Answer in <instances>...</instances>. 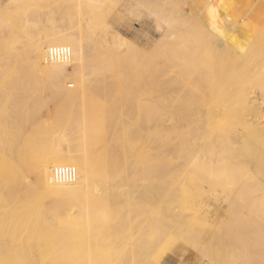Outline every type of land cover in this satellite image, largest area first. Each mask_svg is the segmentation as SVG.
Here are the masks:
<instances>
[{
    "label": "bare ground",
    "instance_id": "bare-ground-1",
    "mask_svg": "<svg viewBox=\"0 0 264 264\" xmlns=\"http://www.w3.org/2000/svg\"><path fill=\"white\" fill-rule=\"evenodd\" d=\"M17 2L0 0V22L11 25L8 37L0 29V264L135 260L142 228L158 226L184 229L194 264H230L222 199L264 192V0L241 1L235 13L211 0H165L148 13L164 47L163 66L151 59L158 69L148 74L142 50L84 6L92 45L75 31L23 36ZM59 46L71 59L50 62ZM68 76L77 90L63 83ZM257 81L261 89L250 87ZM257 163L259 181L239 184L236 174ZM62 166L76 169L74 183L52 179ZM192 204L207 213L196 229ZM242 212L260 223L252 243L236 223L249 248L238 264H264V250L254 252L264 249V196Z\"/></svg>",
    "mask_w": 264,
    "mask_h": 264
},
{
    "label": "rangeland",
    "instance_id": "rangeland-1",
    "mask_svg": "<svg viewBox=\"0 0 264 264\" xmlns=\"http://www.w3.org/2000/svg\"><path fill=\"white\" fill-rule=\"evenodd\" d=\"M108 1H110L109 4L107 3ZM118 1L119 2H117V0L116 1L115 0L114 1L113 0H105V1L103 0H94V1L93 0H18L17 5L22 9L21 10L22 13L19 19L20 33L23 36H26L27 38L36 39L44 31L48 32L49 30L52 29L58 31L64 30L68 32L75 31L79 33L81 37L84 38V43L86 45H92L94 42V38L91 35H87V33L84 30L82 31L81 8H80V5H82V7L84 6L89 10V12L91 11V13L97 16L101 24L112 28L116 26L122 40H125L127 43L134 45V47L135 46L139 47V50L140 51L142 50L141 51L142 53L137 52L136 56L140 57V63L143 64L145 63L146 67L145 66L143 67L145 70L144 72H147V74L153 72L154 70L158 69L156 67L163 58L164 47L163 44L160 43L161 31L157 28V25H155L156 17H151L149 14L154 10L160 9L161 6L159 4H163L165 0L164 1L161 0L162 2L160 0H144V1L118 0ZM211 1H212L211 3L212 8H214L216 11L225 10L226 12L231 11L235 13L236 9L237 10H239L238 8L241 9L239 3L241 1L243 2L244 0H211ZM94 3L95 5L92 7ZM96 5L98 7H96ZM125 5L126 6L130 5L131 7H129L128 9H124L123 6ZM117 6H120L122 9H124L123 12H120L119 7ZM23 7L27 8L28 10L23 9ZM148 7L149 9H147ZM116 14H118V16L120 17L119 19L115 18ZM5 23L6 24L2 25V22H0V29L3 27V29L6 32V37H8L11 32V28H10L11 25L10 22L8 21ZM157 46H159L160 48ZM157 48L160 49L161 51L160 50H159L160 52L157 51L158 50ZM152 50L155 52H153ZM151 51L153 52V55L151 54L152 53ZM158 52L159 54L161 53V55H159ZM150 54L152 55V57L150 56ZM155 55L157 56L155 57ZM157 57H159L158 61L156 60ZM153 58L156 60V61L154 60L153 65H157V66L149 67V65L152 64L151 59ZM162 62L161 64L163 66L164 62L163 63ZM161 64L159 65L160 66L159 68L162 67ZM108 77L110 78L109 80L111 81L112 77L110 76ZM73 78H74L73 76H68L67 79L65 78L63 80V83L66 84L70 90L74 91L77 90V88H79L80 84L77 83L75 79L73 80ZM244 83H247V81L244 80ZM123 84L125 83L123 82ZM250 87H253L255 89H261L258 81L253 84L251 83ZM48 94L49 93L45 94V96L47 97ZM49 97H51L50 94ZM54 109H55L54 103L50 102V106L48 105L47 109H44L43 111L44 113L43 118L46 117L48 111H52ZM259 166L260 165L258 163L254 165L255 171L249 170V168L243 169L238 174H236L235 179L238 181L239 184L245 186L251 185L256 180V177L259 175ZM256 181H259V178H257ZM263 196H264V192L251 193L250 191L244 190V191L234 192L231 196H228L227 199H222L223 200L222 203L227 204L228 212H230L229 214H231L230 218L227 220L228 228L223 232V235H221L224 239L227 240V242H229V248L226 249L228 251L226 252V256L228 257V262L230 264H238V262L243 261L242 259H244L247 255H249L248 254L249 248H246L245 245H243L239 241L238 235L240 234V231L237 229L236 223L239 221L245 223V228H246L245 231L247 232L249 239L248 243H252L255 240L254 238H252L253 233L255 231H258L257 229H259L260 222L258 223L255 220L246 222L245 221L246 216L249 218L250 214L248 212L243 213L242 210L243 208H248L250 206H253L254 202L258 198L262 199ZM191 207H192L191 209H188V213L189 212L195 213L196 224L194 225V229H196V227H199V225L202 224L203 219L205 218V215L207 213L203 212V210H201L197 204L196 205L192 204ZM178 213H179V207L177 206L175 209H173V212H171L170 214L171 216H174L177 215ZM261 219L262 222H264V214H261ZM171 230L165 232L164 229H161V227L158 226L154 230V233L156 231L158 232L155 233V236L157 234L158 236L157 237L152 236V237L157 239L159 238L157 240V244L159 246L157 245L158 246L157 248H151L150 246H151L152 237L150 235H154V233L148 228H142L141 231L144 235L143 241H145L144 242L145 247L144 250L143 248L142 249L140 248V250L141 251L143 250V254L140 255V257L136 258L135 260H129L125 257L124 261L119 260V262H117V260L113 259L115 260L114 263L112 262L110 264H117V263L118 264H194V261L192 259L193 251H191L190 245H188V243L186 244V241H184L185 240L184 229H182L183 232L181 231V229L178 230V228ZM159 231L162 232V234H164L165 236L164 235L162 236L159 233ZM179 233L182 237L178 236ZM257 247H255L256 250L254 252L255 254H260L261 251L264 249L262 246H257ZM137 251H139V249ZM153 251H155V254ZM178 251H180L181 253ZM149 254H154V255H152V257L150 256L151 259L150 258L146 259V256ZM171 254H173L172 255L173 257L171 256ZM105 264L107 263L105 262Z\"/></svg>",
    "mask_w": 264,
    "mask_h": 264
},
{
    "label": "built area",
    "instance_id": "built-area-1",
    "mask_svg": "<svg viewBox=\"0 0 264 264\" xmlns=\"http://www.w3.org/2000/svg\"><path fill=\"white\" fill-rule=\"evenodd\" d=\"M72 51L67 46H59L55 48H51L48 51V60L50 62H64L69 61L71 59ZM76 169L71 166H62L61 168L54 169L52 173V179L56 183H74L76 178Z\"/></svg>",
    "mask_w": 264,
    "mask_h": 264
}]
</instances>
